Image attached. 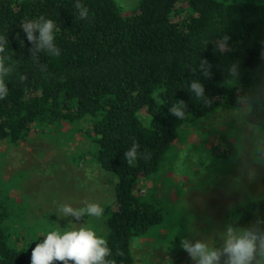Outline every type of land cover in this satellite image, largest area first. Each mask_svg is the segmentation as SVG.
I'll return each instance as SVG.
<instances>
[{
	"label": "trees",
	"instance_id": "1",
	"mask_svg": "<svg viewBox=\"0 0 264 264\" xmlns=\"http://www.w3.org/2000/svg\"><path fill=\"white\" fill-rule=\"evenodd\" d=\"M74 2L0 0V35L9 40L7 62L14 69L9 94L0 100V144L18 146L69 126L65 137L79 135L86 145L81 157L114 178L100 234L111 249L109 258L138 264L132 243L159 229L162 217L154 198L137 184L156 175L183 125L235 107L242 91L264 81V0H138L129 14L115 0H81L89 9L84 20L77 18ZM41 15L57 23L61 49L58 57L41 54L43 72L20 29L26 18ZM199 58L212 65L208 79L191 70ZM233 62L239 64V81L225 72ZM189 78L204 84L210 106L190 96ZM177 100L188 108L183 121L168 113ZM133 138L151 158L129 167L123 153ZM13 187L0 181V264H30L36 243L57 225L46 228L50 223L33 219L28 202L18 203L11 194ZM260 216L264 196L237 205L228 222L246 226Z\"/></svg>",
	"mask_w": 264,
	"mask_h": 264
},
{
	"label": "rangeland",
	"instance_id": "2",
	"mask_svg": "<svg viewBox=\"0 0 264 264\" xmlns=\"http://www.w3.org/2000/svg\"><path fill=\"white\" fill-rule=\"evenodd\" d=\"M115 2L129 14L138 0ZM222 109L183 125L156 175L137 184L144 195L154 198L162 217L159 229L153 227L132 243L138 264H192L179 245L182 236L212 238L228 222L233 208L264 196V165H254L246 178L237 172L240 149L230 138L231 128L224 125ZM69 129L63 125L45 136L33 135L18 146L0 144V181L14 185L11 194L20 198L18 203L28 202L33 219L50 223L46 228L55 224L63 229L69 220L87 221L100 235L103 216L78 222L59 217L65 204L80 208L97 203L104 208L113 199L114 178L88 156L81 157L86 145L79 135L65 137ZM188 148L205 153L202 164L187 158Z\"/></svg>",
	"mask_w": 264,
	"mask_h": 264
},
{
	"label": "clouds",
	"instance_id": "3",
	"mask_svg": "<svg viewBox=\"0 0 264 264\" xmlns=\"http://www.w3.org/2000/svg\"><path fill=\"white\" fill-rule=\"evenodd\" d=\"M74 8L77 18L84 20L89 16V9L75 0ZM26 40L32 45L31 59L39 66L40 71H46L47 65L40 62L41 54L48 57H58L61 49L56 43L58 32L57 23L44 15L35 19L26 18L20 26ZM20 46L24 47V40L19 39ZM228 37L223 38V47H227ZM8 38L0 35V100L9 94L8 80L14 71L7 62L6 48ZM212 65L206 59L199 58L195 68L205 79L212 75ZM227 77L239 81L240 69L238 62L227 65ZM19 79H26L20 75ZM187 92L192 98L205 106H210L213 99L205 95V87L199 78L187 79ZM259 105V106H257ZM188 108L184 101L177 100L168 108V113L177 120H185ZM224 125L231 128L230 138L239 146V165L237 172L241 178H246L253 171L254 165H264V81L254 87L242 91L237 96L235 107L221 110ZM140 144L133 138L131 146L123 153L127 166H135L137 161L150 160V154L139 151ZM187 158L202 164L205 153L200 150L186 149ZM237 178H230L235 184ZM61 218L72 217L81 221L84 217L100 218L103 208L97 203H87L84 207H73L65 204L59 209ZM190 228L196 232L191 226ZM180 247L188 254L192 264H264V216L256 217L246 226L235 223H225L222 229L216 230L212 238L197 236H182ZM111 249L106 239L99 235L92 227L84 223H74L69 220L66 227L59 226L49 231L43 239L36 243L31 251L30 264H53L54 261L62 264H114L110 259Z\"/></svg>",
	"mask_w": 264,
	"mask_h": 264
}]
</instances>
